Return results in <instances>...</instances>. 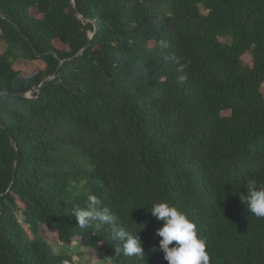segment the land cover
I'll return each mask as SVG.
<instances>
[{"label":"trees","instance_id":"16d2710c","mask_svg":"<svg viewBox=\"0 0 264 264\" xmlns=\"http://www.w3.org/2000/svg\"><path fill=\"white\" fill-rule=\"evenodd\" d=\"M70 2L0 0V264H76L47 223L108 264H167L159 202L197 226L210 264H264V219L239 196L264 187V0H75L83 22ZM16 51L42 65L14 69ZM88 194L144 257L79 228Z\"/></svg>","mask_w":264,"mask_h":264},{"label":"clouds","instance_id":"9594fccd","mask_svg":"<svg viewBox=\"0 0 264 264\" xmlns=\"http://www.w3.org/2000/svg\"><path fill=\"white\" fill-rule=\"evenodd\" d=\"M239 196L240 201L247 205L248 212L264 219V187H258L257 181L249 178L246 193ZM101 204L96 195L88 194L85 207L73 208L72 215L79 228L94 226L96 229H106L111 239L122 245L119 250H122L123 255L144 257L138 233L133 235L127 231L108 207ZM148 212L162 222V227L156 230L155 235L160 238L159 250L167 264H210L206 240L198 237L197 226L184 213L167 202L154 203ZM141 225L143 230L144 225Z\"/></svg>","mask_w":264,"mask_h":264},{"label":"rangeland","instance_id":"374dc122","mask_svg":"<svg viewBox=\"0 0 264 264\" xmlns=\"http://www.w3.org/2000/svg\"><path fill=\"white\" fill-rule=\"evenodd\" d=\"M59 46V44H58ZM5 49V44L0 42V53ZM14 69L23 72L24 74L33 73V71L42 65L41 61H30L20 56L19 51L15 52V55L10 59ZM242 61L245 64H250L251 58L249 54L242 57ZM264 96V86L262 88ZM18 220L22 222V216L18 214ZM23 231L28 235V229L22 226ZM41 236L52 246L54 251L58 254H71L76 264H108V258L103 250H92L90 248L80 245L78 240H75L73 244L69 246H63L58 241L57 232L53 228V225L47 223L40 229Z\"/></svg>","mask_w":264,"mask_h":264},{"label":"water","instance_id":"95a60500","mask_svg":"<svg viewBox=\"0 0 264 264\" xmlns=\"http://www.w3.org/2000/svg\"><path fill=\"white\" fill-rule=\"evenodd\" d=\"M70 6H71L72 11L75 13V15L77 16V18L79 19V21L83 22V21H84V18L82 17V15H80V14L78 13V11H77V9H76V3H75V0H71V2H70ZM84 26H85V28H86V24H84ZM96 30H97V27L95 26V29H94V32H93V33H90L89 31L87 32L88 37H89L88 43L86 44V46H85L81 51H79V53H78L75 57L80 56V55L83 53V51H84V50L90 45V43H91V41H92L94 35L96 34ZM73 58H74V57H73ZM67 60H70V59H67ZM61 64H62V63H60L59 67L61 66ZM59 67H58V68H59ZM52 78H53V77H48V78H46V79L41 83L40 86L44 85L47 81L51 80ZM40 86H39V87H40ZM39 87H38V88H39Z\"/></svg>","mask_w":264,"mask_h":264}]
</instances>
